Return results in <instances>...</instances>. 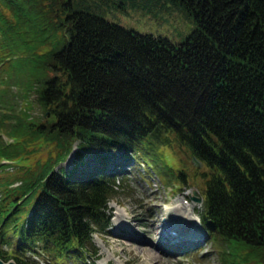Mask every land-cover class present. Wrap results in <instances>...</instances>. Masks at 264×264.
I'll return each instance as SVG.
<instances>
[{"label":"trees","instance_id":"obj_1","mask_svg":"<svg viewBox=\"0 0 264 264\" xmlns=\"http://www.w3.org/2000/svg\"><path fill=\"white\" fill-rule=\"evenodd\" d=\"M42 2L0 0L14 15L0 13L12 47L0 90L17 87L0 96V131L13 137L0 136V157L23 159L29 134L55 146L41 161L28 155L33 165L0 192V255L89 264L93 233L107 232L108 201L125 187V164L145 162L165 178L175 168L165 149L182 148L202 161L193 168L205 227L264 264V0ZM115 7L174 9L193 24L173 41L108 19ZM49 38L55 45L41 51ZM30 90L41 119L17 109Z\"/></svg>","mask_w":264,"mask_h":264},{"label":"rangeland","instance_id":"obj_2","mask_svg":"<svg viewBox=\"0 0 264 264\" xmlns=\"http://www.w3.org/2000/svg\"><path fill=\"white\" fill-rule=\"evenodd\" d=\"M42 3L47 9V0ZM110 11L105 13L110 20L141 32L162 34L173 41H180L193 24L185 14L174 9L168 12L115 7L110 8ZM0 13L8 21H13L14 15L8 7L0 4ZM1 26L4 24L0 22ZM3 28L6 29L5 26ZM3 32V29H0V56L5 57L0 63V88L5 85L4 81L7 79L6 68L10 61L8 54H11L12 50L9 36L6 38ZM56 34L60 36L62 30L56 31ZM53 42L54 40L49 38V41L41 43L38 48L47 51L55 45ZM7 50L8 54L5 53ZM16 89L17 87L11 84L10 90H0V96H13ZM0 100L1 113L7 109L3 106V99ZM17 100L18 110L26 107V117H43L44 109L34 99L33 90H30L26 97H17ZM0 132L4 141L13 139L7 131ZM25 141L29 144L30 148L26 150L30 153L24 154L23 159L21 156L9 160L0 157L1 193L5 187L19 183L18 177L26 165H33L28 155L33 159L38 157L41 161L55 149L54 144L50 142L44 145L34 135H27ZM165 152L166 161L175 165L174 169L166 171L165 178L145 162H136L129 165V168L128 164H125V187H120L108 201L111 217L107 232L93 233L96 252L88 256L89 264H260L254 258H248L252 252L248 246L236 243L231 248L225 239L214 237L205 227L201 221L202 201H196L190 196L194 188L200 192L202 187L199 172L195 171L191 157L182 148L165 149ZM73 156L74 150L60 164L70 168L73 165ZM180 169L186 173V181L179 180V174L176 173ZM189 203L191 207H188ZM195 215L198 216V221L194 219ZM181 217L184 222L180 223ZM138 239L144 241L137 243ZM3 247L6 248L7 244L4 243ZM40 261L44 262V259ZM48 261V264H79L70 257L63 263Z\"/></svg>","mask_w":264,"mask_h":264},{"label":"water","instance_id":"obj_3","mask_svg":"<svg viewBox=\"0 0 264 264\" xmlns=\"http://www.w3.org/2000/svg\"><path fill=\"white\" fill-rule=\"evenodd\" d=\"M191 162L196 166V167H201L202 166V161L197 158L195 155L191 156ZM192 199L196 201H201L202 200V194L196 190V188L193 189V194L190 195ZM0 264H18L17 261L10 257V258H4L0 255Z\"/></svg>","mask_w":264,"mask_h":264},{"label":"bare ground","instance_id":"obj_4","mask_svg":"<svg viewBox=\"0 0 264 264\" xmlns=\"http://www.w3.org/2000/svg\"><path fill=\"white\" fill-rule=\"evenodd\" d=\"M177 205H178V204H177ZM177 205H176V206H177ZM191 206H192V205H190V203H189L188 207H191ZM182 218H183V217H181V219H180V220H181L180 223H181V222H184ZM194 219H195L196 221L199 220L197 215H195V218H194ZM175 229H177V230L179 231V229H178L177 227H175ZM141 241H144V240H140V239H138L136 242L139 243V242H141ZM180 242H182V241H180Z\"/></svg>","mask_w":264,"mask_h":264}]
</instances>
